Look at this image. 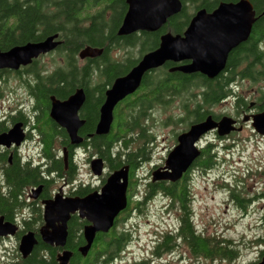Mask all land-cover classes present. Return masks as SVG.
Returning a JSON list of instances; mask_svg holds the SVG:
<instances>
[{
	"label": "trees",
	"instance_id": "obj_1",
	"mask_svg": "<svg viewBox=\"0 0 264 264\" xmlns=\"http://www.w3.org/2000/svg\"><path fill=\"white\" fill-rule=\"evenodd\" d=\"M238 1L181 0L182 12L169 19L160 31L139 33V37L124 38L117 36V29L120 28L123 16L128 9L125 0H0V50L5 52L16 46L38 43L47 37L58 34L65 43L57 49L56 53L65 58V67L58 68L50 74L45 70L32 69L26 72L27 74L25 73L26 78L18 77L17 79L21 80L30 95L37 98L40 103L50 96L66 98L78 88L86 89L88 95L103 101L105 91L113 84L114 80L125 76L144 55L156 50L163 34H182L186 26L189 25L190 19L195 15L194 13L199 10L205 9L207 12H212L221 2L236 3ZM249 1L253 4L256 15L264 16V0ZM262 23H257V28L253 31L249 41L241 46L242 52H244V48H254L253 43L258 42L261 37L259 35L264 32L261 30L264 25ZM87 47L102 49L103 54L100 58L87 62L86 66L79 69L77 68V57H79L77 55ZM111 47L121 50L137 48L140 58L135 59L128 56L124 61L113 60L110 55ZM157 71L155 76L153 74L144 76L142 90L132 104H128L124 108L120 105L115 109L114 122L109 135L95 138L96 150L100 153L106 152L107 166L110 169H119L124 165H129L132 175H135L138 166L137 157L146 158L147 155L145 146L150 142L149 139L147 140L150 138L147 126L150 121L154 122L152 112L156 108L168 110L174 103L172 101L177 99H181L180 101L183 103L191 102L197 105L198 97H202L210 108L230 94L228 88L222 87V85H211L213 84L211 82L203 88L195 86L196 83L204 84V79L200 78L201 76L171 74L167 72V69H157ZM95 79L97 81L94 82ZM190 84L192 86H189ZM129 107L131 111L127 113ZM193 113V117L202 118L204 116V113H201L198 108ZM92 123L94 120L90 121L88 125ZM133 129H139L138 136H130L129 132H132ZM1 130L2 125H0ZM138 143L142 148L132 151L131 148ZM117 146L124 150L128 149L129 156L125 158H122L120 154L114 156ZM211 153V150L206 153L205 168L207 169L212 164ZM5 162L6 160L2 159L1 163ZM4 170L10 192L4 194L0 187V215L11 219L14 207L18 205V194L27 184L36 182L37 174L36 171L29 168L22 169L19 166L14 169L4 168ZM185 186L186 183L172 185L161 182L155 187L157 194H163L170 203L178 201L186 209L178 230L170 231L158 240L155 249L156 257L173 253L180 246H185L195 258H203L207 261H233L237 253L235 249L229 247L230 241L205 237L197 233L198 231L193 225L192 214L187 210L189 196ZM236 200L240 204L243 201L240 196H236ZM28 230H31L30 226H28ZM32 231L38 238V245L34 248L33 253L27 259H23L18 254L17 258L5 262L0 261V264H57L56 254L62 249L47 246L41 241L39 232ZM113 231L110 235H99L100 241L97 240L98 242L92 246L88 256L84 258L78 253L79 247L77 246L78 243L83 242L82 238L77 236L76 231L69 230L65 249L73 254L71 264H111L112 261L120 257L123 246Z\"/></svg>",
	"mask_w": 264,
	"mask_h": 264
},
{
	"label": "flooded vegetation",
	"instance_id": "obj_2",
	"mask_svg": "<svg viewBox=\"0 0 264 264\" xmlns=\"http://www.w3.org/2000/svg\"><path fill=\"white\" fill-rule=\"evenodd\" d=\"M256 18L257 21L253 25L251 35L257 28L258 22H263L262 25L264 24V16L256 15ZM191 20L192 19H190V21ZM187 28L188 27L186 26L182 34L173 35L183 36ZM261 30L264 31V25L261 27ZM131 36L139 37L140 34L136 33ZM259 36L261 37L258 39V42L253 43V50L251 48H244V52L240 50L241 46L246 44L251 37L248 39V41L242 43L236 48H233L227 57V61H225L226 64L224 69L213 79H210L207 76H203L201 74L186 75H197L201 76L200 78L204 79V84L196 83L195 86H201L203 88L206 87L209 82H211L213 83L211 85H222V87L228 88L230 90V94L226 98L222 99L218 104H215L210 108L206 105L202 97H198V99L196 100L198 101L197 105H194L191 102L183 103L182 101H180L181 99H178V103L175 104V107L178 109L176 113L177 116L174 115L172 121L174 125L182 124V126H184V129L181 132L175 133L173 135L172 146L169 150V154L179 146V137L189 132L193 125L201 124L206 121L208 117H212L213 120L217 123H220V121L225 117L229 118L230 120H232L234 130L233 132L231 131L228 135L223 136L219 135L218 130H213L201 136L199 141L195 144L197 150L200 151V156L196 161L193 162L190 169L185 173V175H183L182 179L178 181L179 183H167H170L172 185L186 183L185 187L188 191L187 186L190 184L193 178V174H195L199 170L206 171L218 165V161L220 160V158L218 157V153H222L223 151H225V153L228 154L230 151H233V147L238 145L241 141L239 135L244 134L249 130V132L251 133L250 136L254 137L255 139L258 138L259 141L264 140V135L258 133L253 127L252 123L254 117L264 114V32ZM58 40L61 42V46H63V43H65L64 40L61 37H59ZM110 49L111 52L115 50L114 47H111ZM56 51L48 55L54 54L56 53ZM79 53H81V51ZM44 57H40L28 67H22L19 71L1 70L0 79H3V81H5L6 78L10 80L12 78L15 79L18 77H26V72H29L32 69L43 70V67L39 66V60ZM91 60L94 61L95 59H87L83 62L86 63L90 62ZM190 63L191 61L168 62V64L166 63L160 69H167V72L171 74H180V72H174L173 70L188 66L190 65ZM150 74H153L155 76L156 70L148 73L147 75ZM192 84H190L189 86H192ZM24 89L28 93L27 101L19 105L16 104L14 108L8 107V111L4 113L5 116H0V125H2L0 135L8 133L16 125H20L21 127V140L19 141V143L17 141H13L9 146L0 145V187L4 194L10 192V188H8L6 183L4 168L14 169L17 166L22 169L29 168L30 170L36 171L37 179L36 182L27 184V186L24 187L18 194V205L14 207L11 219H8L6 216L0 215V218H4L5 223L13 224L18 228V232L14 237L0 238V242L13 238H16L18 241H20L23 235L29 232H33L32 230L38 231L39 237L41 239L40 231L41 228L45 225L44 202H50L54 200L57 195L61 196L63 200H83L94 193L100 194L101 190L105 187L109 177H111L114 172L119 171L124 167H128L129 176L127 177L128 187L126 189L127 206L122 212H120V214H118L114 221V226L108 233H99L96 235L93 246L98 242L97 240H99V235H110V233L114 229L113 233L117 234L116 238H119L123 249H129L128 245L132 241V237H130L131 232L126 229L120 230L119 226L120 224L125 223L129 217H132L134 216V214L143 211L141 207L144 205V201H149L150 199H152V197H156L157 193L155 187L161 182H149L145 185V191H139V183L138 181H136L135 175H132L133 173L131 172V168L129 165H124L119 169H110V167L107 166L108 158L106 152L104 151L100 153L96 150V128L99 123L100 110L103 106V103L105 102V98L102 101L96 97L88 95L86 89L84 88L77 89L84 90L83 93H85V102L78 112V118L80 122H83L82 127L78 129V137L81 139V143L73 144L68 131L60 127L53 119H51L52 97L55 96H50L40 103L37 98L30 95L27 88L24 87ZM140 90H142V86L134 95L129 96L123 102H120L118 106L121 105L124 108V106L128 104H132V102L135 101L136 96L138 95ZM4 93L5 91H2L0 89V99L6 98V93ZM73 94L69 95L66 98H55L57 101L64 102L67 101ZM199 104L201 106H198ZM223 104L229 105L232 111L227 114H216L212 112L214 107ZM130 107L129 110H127V113L131 111ZM196 108H198V110H201V113H204V116L202 118L192 116ZM93 120L94 123L88 125V123ZM129 133L130 136H138L139 129H133V131ZM116 149L117 150L114 152V156L120 154L122 158H125L130 154L128 153V149L124 150L119 148V146H117ZM209 150H211L212 152L211 155L213 156V160L211 167L207 169L205 168V161L206 153ZM2 159L6 160L4 164L1 163ZM98 159H101L104 164L101 176H96L93 173L91 167L93 161ZM123 160L125 161L126 159ZM144 160H146V158H142V156L137 157V169L141 166L140 164ZM82 161L85 162V167H87V172L89 174V177L91 178L87 177L88 179H85V177H83V175L81 174L80 166L82 165ZM161 167L162 166H155L151 170V175L153 174L152 171H154L155 169H161ZM58 184L60 186L57 188L56 186H58ZM189 199L190 198L188 197L189 202L187 204V210L191 212V200ZM171 202L172 203H170V209L180 215V224V220L184 216V212L186 211V209L183 208L178 201ZM79 215H81V213L80 211H77L70 216L71 218L68 221L67 230L68 236L69 230L72 229L77 232V236H79L80 239L82 238L83 242L77 244V246L81 248L86 246V241H84V231L85 228L91 226V223L85 218L82 219L81 217H79ZM40 217L41 219L39 220ZM28 226H30L31 230H28ZM200 234L204 236L203 233ZM35 237L38 240L36 234ZM116 242L118 243V241ZM154 247L155 248H153V250L151 249V251H153V259L156 256V243ZM188 251L191 254L189 249ZM191 256L194 257L192 254ZM262 257H264V248L260 251L259 258H257V260L252 264H259L262 261ZM197 259L200 258H196V260ZM202 259L203 258H201L200 261ZM140 263L143 262H139V264ZM132 264H138V262L135 261Z\"/></svg>",
	"mask_w": 264,
	"mask_h": 264
},
{
	"label": "water",
	"instance_id": "obj_3",
	"mask_svg": "<svg viewBox=\"0 0 264 264\" xmlns=\"http://www.w3.org/2000/svg\"><path fill=\"white\" fill-rule=\"evenodd\" d=\"M128 6L123 22L118 28V37H130L136 33H156L164 27L169 19L183 10L181 0H125ZM183 36L166 33L161 36L159 47L144 55L137 65L125 76L116 78L107 91L105 102L100 110V119L96 128V137L107 136L114 122L116 107L127 97L134 95L142 85L144 76L162 68L168 62L191 61L190 65L177 68L174 72L185 75L201 74L213 79L220 73L233 48L248 41L254 23L257 21L254 6L249 0H239L236 3H220L218 7L207 12L201 9L194 13ZM59 35L47 37L38 43H28L16 46L8 51L0 50V71H19L28 67L54 51L60 46ZM103 54L102 49L87 47L79 53L81 60L97 59ZM172 71V72H173ZM84 90L74 92L67 101H57L52 97L51 119L60 127L66 129L73 144H80L78 129L83 122L78 118V112L85 102ZM253 127L264 135V114L253 118ZM20 125H16L8 133L0 135V145H10L13 141L21 140ZM218 130L219 135L233 132L232 120L223 118L220 123L208 117L201 124L193 125L189 132L179 137V146L168 155L165 166L153 172V182L180 181L191 165L200 156L195 144L200 137ZM103 161L95 160L92 170L96 176H101ZM129 168L124 167L109 177L101 193H94L83 200L65 199L57 195L54 200L44 202L45 225L41 228L40 236L44 244L62 249L56 257L57 264H71L73 254L66 250L68 238V221L70 216L80 211L82 219H87L91 226L85 228L86 246L78 249L82 257H87L96 235L108 233L114 226L118 214L127 206V187ZM18 228L5 223L0 218V238L14 237ZM38 245L33 232L21 237L19 252L27 259ZM259 264H264V257Z\"/></svg>",
	"mask_w": 264,
	"mask_h": 264
},
{
	"label": "rangeland",
	"instance_id": "obj_4",
	"mask_svg": "<svg viewBox=\"0 0 264 264\" xmlns=\"http://www.w3.org/2000/svg\"><path fill=\"white\" fill-rule=\"evenodd\" d=\"M138 52L137 48L115 49L110 55L113 60L124 61L128 56L139 59ZM77 58V68L81 69L87 65V62ZM65 65V58L57 53L39 60V66L49 74L58 68H64ZM0 89L6 93V98L0 99V116H5L4 113L8 111V107L14 108L16 104L27 101L28 93L20 79L6 78L5 81L0 79ZM178 101V99L172 101L174 103L168 110L156 108L152 112L154 122L150 121L147 126L150 137L147 140L149 139L150 142L144 145L147 152L146 160L142 161L135 173L139 191H145V185L153 182L150 175L155 166H162L161 168L165 166L163 163L169 155L173 135L184 129L182 124L174 125L172 121L178 111L175 107ZM230 111H232L230 106L223 104L214 107L212 112L227 114ZM250 134L248 130L239 135L241 141L233 147V151L228 154L225 151L218 153L220 158L218 165L206 171H197L187 186L193 225L199 234L230 241L229 247L235 249L237 253L233 261L196 260L185 246H180L173 253L155 256L153 259L151 249L155 248V243L157 244L164 234L178 229L180 218L178 213L170 209V201L160 193L149 201H144L141 207L143 211L120 224V230L126 229L131 232L132 241L128 245L129 249L124 248L120 257L111 264H132L135 261L138 264L144 261L146 264L254 263L264 248V140L259 141ZM137 148L141 149L142 146L139 143L135 144L132 151ZM80 167L83 177L91 178L84 161ZM59 186L58 184L56 187ZM236 196L242 198L241 205L237 202ZM19 245L20 241L16 238L0 242V261L13 260L18 254L21 256Z\"/></svg>",
	"mask_w": 264,
	"mask_h": 264
}]
</instances>
